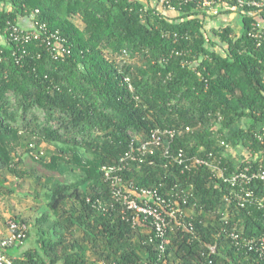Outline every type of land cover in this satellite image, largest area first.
Listing matches in <instances>:
<instances>
[{"label": "trees", "instance_id": "trees-1", "mask_svg": "<svg viewBox=\"0 0 264 264\" xmlns=\"http://www.w3.org/2000/svg\"><path fill=\"white\" fill-rule=\"evenodd\" d=\"M153 2L0 0V195L14 192L8 176L16 185L33 179L46 209L36 245L22 251L28 230L6 251L13 264H162L154 231L113 198L102 170L155 129L178 131L168 153L130 162L124 177L165 198L188 197L179 206L194 229L169 231L167 264H259L234 249L229 232L262 237L264 203L237 209L230 184L189 166L199 157L220 162L226 176L264 170V35H249L252 9L235 35L231 26L208 31L217 17L196 0ZM27 18L58 32L69 54L56 58L42 39L10 41L9 25ZM43 143L54 151L39 156ZM252 189L264 199V183ZM51 220L52 230L41 228Z\"/></svg>", "mask_w": 264, "mask_h": 264}, {"label": "built area", "instance_id": "built-area-1", "mask_svg": "<svg viewBox=\"0 0 264 264\" xmlns=\"http://www.w3.org/2000/svg\"><path fill=\"white\" fill-rule=\"evenodd\" d=\"M189 1L193 0H187V2ZM196 3L208 13H212L215 7L222 4L232 5L243 12L247 9H252L251 12L247 13V15L255 19L252 32L249 35L257 38H261L264 35V19L258 14L264 8V0H196ZM168 9L172 10V7L169 6ZM7 31L9 40L16 44H26L30 41L42 39L50 47L51 53L56 58H62L69 54V48L65 46V40L59 33L50 31L47 25L40 21H34L31 28H26L20 24H10ZM186 130L189 131V128ZM177 133L178 131L175 129H155L147 140L141 141V139H138V143L133 141L130 149L122 157L119 164L102 169L109 183L113 198L130 212V217L134 222L140 221L143 224H147L154 231L157 248L160 253L159 259L162 264H167L168 262L166 240L169 231L176 230V227L189 231L194 229L193 222L187 221L183 209L179 206L181 203L186 205L188 197L184 194L165 198L160 194L158 188H137L126 182L124 172L130 162L142 163L147 156L154 155L157 151H163L167 154L169 144ZM221 145L225 146L227 150H231L230 146L225 144V142H222ZM40 155H43V153H40ZM212 156V153H210L209 158ZM178 157L181 158L182 153ZM204 166L212 168L219 178L232 186L231 200L233 199L237 209H245L249 205L261 207L264 203V199L255 197V192L252 189L254 182L264 183V170L262 168L250 169L245 167L226 176V169L220 166V162L215 164L209 159L199 157L191 160L189 168ZM7 226L8 236L0 239V264H13L6 251L16 243L22 245L29 230L27 224L11 219L8 221ZM229 237L236 251L254 252L259 264H264V235L260 238H247L233 230L229 232ZM99 264L110 263L102 261Z\"/></svg>", "mask_w": 264, "mask_h": 264}, {"label": "rangeland", "instance_id": "rangeland-1", "mask_svg": "<svg viewBox=\"0 0 264 264\" xmlns=\"http://www.w3.org/2000/svg\"><path fill=\"white\" fill-rule=\"evenodd\" d=\"M155 3L156 1L158 2L159 0H153ZM153 2V3H154ZM160 8H165L162 4ZM166 12V9H164ZM245 12L240 11L239 9L235 8L232 5L229 4H222L218 7H215L213 12L210 13V16H216L215 21H208L207 28L209 29L208 31L211 32V28H219V27H224V26H231L235 35H240L241 34V28H242V23H243V15ZM73 20L75 21L76 24L79 26H83L81 20L79 17H74ZM215 42L219 45V38H215ZM223 50V49H222ZM128 57V56H127ZM53 146L46 145L45 143L40 145V153H51L54 151ZM231 153H234V155H241L244 150L243 149H238L237 151H234L233 149L230 150ZM26 154V151L24 148L19 147L17 149V155L24 157ZM3 179V177H0ZM67 179H71L67 175ZM17 181L14 177L8 176L7 182L4 183L5 189H13L14 192L12 194H7L5 192L4 195H0V231L6 229L7 223L11 218H14L16 216L24 219L27 221L28 228H29V233H30V238L28 242L24 243V248L22 249H28L30 247H34L36 245V240H37V232H38V227L36 225V219L40 217L45 209V202L41 201L39 202L38 200L34 199V191L37 190V192L42 193L41 187L37 186L36 183L34 182L33 179L27 180L26 182H20ZM6 191V190H4ZM53 220L43 224L41 228L46 229V230H52L53 227ZM91 259H94V256L91 257Z\"/></svg>", "mask_w": 264, "mask_h": 264}, {"label": "crops", "instance_id": "crops-1", "mask_svg": "<svg viewBox=\"0 0 264 264\" xmlns=\"http://www.w3.org/2000/svg\"><path fill=\"white\" fill-rule=\"evenodd\" d=\"M20 24H21L22 26L26 27V28H31V27H33L32 19H29V18H27V19H22L21 22H20ZM8 234H9V231H8V227H7L6 229L0 231V239L7 237ZM7 251H8V253H9L11 250H7Z\"/></svg>", "mask_w": 264, "mask_h": 264}]
</instances>
